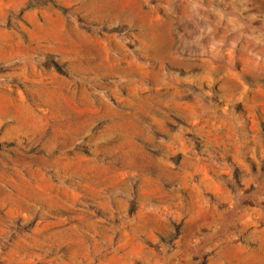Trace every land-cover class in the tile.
Instances as JSON below:
<instances>
[{
    "label": "rangeland",
    "instance_id": "1",
    "mask_svg": "<svg viewBox=\"0 0 264 264\" xmlns=\"http://www.w3.org/2000/svg\"><path fill=\"white\" fill-rule=\"evenodd\" d=\"M0 264H264V0H0Z\"/></svg>",
    "mask_w": 264,
    "mask_h": 264
}]
</instances>
